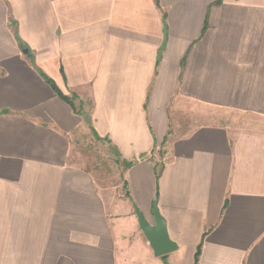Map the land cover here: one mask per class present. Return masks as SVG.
I'll return each mask as SVG.
<instances>
[{
    "label": "crops",
    "instance_id": "0c3cea01",
    "mask_svg": "<svg viewBox=\"0 0 264 264\" xmlns=\"http://www.w3.org/2000/svg\"><path fill=\"white\" fill-rule=\"evenodd\" d=\"M215 1L0 0V264H264V0Z\"/></svg>",
    "mask_w": 264,
    "mask_h": 264
},
{
    "label": "rangeland",
    "instance_id": "374dc122",
    "mask_svg": "<svg viewBox=\"0 0 264 264\" xmlns=\"http://www.w3.org/2000/svg\"><path fill=\"white\" fill-rule=\"evenodd\" d=\"M75 147L71 153L72 161L94 175L101 193L110 198L114 197V190L119 196L126 195L122 185L124 168L106 142L95 139L90 131H85Z\"/></svg>",
    "mask_w": 264,
    "mask_h": 264
},
{
    "label": "water",
    "instance_id": "95a60500",
    "mask_svg": "<svg viewBox=\"0 0 264 264\" xmlns=\"http://www.w3.org/2000/svg\"><path fill=\"white\" fill-rule=\"evenodd\" d=\"M134 212L138 220V226L145 234L149 241L153 253L156 256L163 255L175 249L176 245L172 242L166 232L165 221L159 214L156 205H153L152 215L154 218V225H150L137 207H134Z\"/></svg>",
    "mask_w": 264,
    "mask_h": 264
},
{
    "label": "trees",
    "instance_id": "16d2710c",
    "mask_svg": "<svg viewBox=\"0 0 264 264\" xmlns=\"http://www.w3.org/2000/svg\"><path fill=\"white\" fill-rule=\"evenodd\" d=\"M219 2H221V0H216V1H215L216 4L219 3ZM53 88L56 90L57 94L59 95V97H60L61 99H63V100H64L65 102H67V103H68L73 109H75V107H74V102H73V101L77 98L75 95L67 96V95L63 94L61 91H59L58 89H56V88L54 87V85H53ZM91 133H92V135H93V137H94L95 139H97V140H101V141H104V142H106V143L109 145V142H108L105 138H101V137H99V136L97 135V133H96L93 129H91ZM110 147L113 149L115 155L117 156V161H119V162L122 163V166H123L124 169H127L128 167H130V166L133 164V161L121 160V159L119 158L118 153H117V151L115 150V148H113L112 146H110ZM123 188L126 189V184H125V182H123ZM125 194L127 195V191L125 192ZM198 252H199V248H197V251H196V254H195V258H196V260H197V257H198Z\"/></svg>",
    "mask_w": 264,
    "mask_h": 264
}]
</instances>
